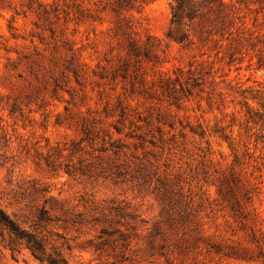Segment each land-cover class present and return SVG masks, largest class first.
Wrapping results in <instances>:
<instances>
[{"label":"rangeland","instance_id":"374dc122","mask_svg":"<svg viewBox=\"0 0 264 264\" xmlns=\"http://www.w3.org/2000/svg\"><path fill=\"white\" fill-rule=\"evenodd\" d=\"M223 1L178 44L169 0H0V206L68 264H264V0Z\"/></svg>","mask_w":264,"mask_h":264},{"label":"trees","instance_id":"16d2710c","mask_svg":"<svg viewBox=\"0 0 264 264\" xmlns=\"http://www.w3.org/2000/svg\"><path fill=\"white\" fill-rule=\"evenodd\" d=\"M170 9H171V26H173L179 34L174 36L171 34L172 30L167 34V38L170 41H174L178 44H185L188 41V36L186 32L182 31L183 26H187V23L194 20L204 8H214L217 12L221 10L222 6H225L226 3L223 0H169ZM213 9V10H214ZM179 81V80H178ZM90 130L83 129L84 136L80 139L78 143H73V148L62 149V148H54L53 153L48 154L44 158V162L48 167L55 169L56 167L62 166V164H55L59 158L62 157V152L67 151V158H72L74 154L79 152H83L84 147L82 144L84 142L88 143L92 148L93 139L90 136ZM120 133V132H117ZM204 133V132H203ZM221 139L225 140L228 143L229 148L233 150V139L230 136L222 134ZM11 138L7 136L4 128L1 125L0 121V148H9L11 145ZM115 141L109 144L110 147H113ZM107 148L104 146L102 150H106ZM264 149V144H263ZM51 151V152H52ZM28 153V151L26 152ZM233 162L232 165H236L239 157L234 152L233 153ZM7 158V157H4ZM65 172L70 173L68 169V165L64 166ZM233 167L230 170V183L235 184L236 176L233 171ZM82 175H86L88 170L79 169ZM234 209V207H233ZM96 210V208H95ZM109 213H114V216H126L124 213V209L118 206H110L107 207ZM98 212V211H97ZM105 219V213L101 210L99 211ZM45 218L38 217L39 221H44ZM94 221L100 222L101 218H93ZM82 220V215H77V220L75 222H79ZM106 220V219H105ZM116 223H120L119 221ZM114 233H118L120 240L123 239L124 233H122L119 229H115L114 231L108 232L105 229H101L99 238L105 236H111ZM124 241V240H123ZM0 245L4 248L8 249L11 253L16 252L19 246H23L27 249L30 254L40 262H44L46 264H68L66 259L62 256V254L53 247H49L46 241L36 235L33 231L25 229L18 220L9 215L1 206H0ZM102 245V243H101ZM102 250L101 246L96 248L95 251Z\"/></svg>","mask_w":264,"mask_h":264}]
</instances>
